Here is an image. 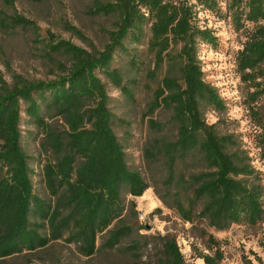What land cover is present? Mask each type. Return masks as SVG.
<instances>
[{
    "label": "rangeland",
    "instance_id": "1",
    "mask_svg": "<svg viewBox=\"0 0 264 264\" xmlns=\"http://www.w3.org/2000/svg\"><path fill=\"white\" fill-rule=\"evenodd\" d=\"M130 1L0 0V104L12 100L0 112V155L14 149L28 158L27 176L35 196L44 202L51 201L46 188L44 170L48 154L43 152V137L47 133H68L70 136L64 142L66 151H74V137L84 134L86 140L89 138L86 135H91L100 122L98 95L103 87L113 116L111 126L117 144L126 155V164L148 184L140 193L123 186L122 206L126 211L120 212L110 226L97 230L100 236L93 256L81 248L84 238L71 243L64 239L53 242L48 228L47 232L38 231L47 237L48 243L52 242L47 250L32 252L27 248L0 258V264H264V217L255 226L233 220L210 225V220L201 215L191 219L179 213L174 203L176 189H171L170 197L167 195L170 188L166 151L155 154L152 147L159 140H165L163 144L170 147L179 141L181 125L176 106L170 102L172 93L166 92L156 103L157 110L151 117L144 116L154 100L155 89L165 77L186 89L183 70L189 61V50L194 49L205 89L215 88L224 102V108L217 110L203 93L199 107L205 124L213 126L224 142L226 153L237 156L236 165L241 170L232 179L248 186H264V149L259 144L264 133V94L260 92L264 89V61L255 70L254 80L255 75L247 80L238 68L239 54L256 36L255 24L244 22V28H237L229 12L232 0H136L132 12L135 24L120 44L114 45L122 8ZM163 11L167 12L165 18L177 11L176 21L169 25L161 21L159 14ZM183 18L189 20L191 27L185 40L176 34ZM204 31L213 39L194 38V34ZM113 48L114 55L108 54ZM81 58L103 64L94 72L76 78ZM150 73L155 78H150ZM73 78H76L73 82H62ZM38 84L56 87L54 92L44 90L31 100L17 97L18 91ZM63 92L66 93L63 97H72L66 105L73 108L71 114L83 115L85 120L69 122L67 127L64 120L71 114L53 119L56 112H43L41 120L34 118L32 102L39 101L44 103V108L52 109ZM16 93L14 100L12 95ZM73 96L79 97L75 100ZM170 105L173 110H166ZM90 115H94L92 121L88 119ZM152 119L164 124L161 132L150 127ZM204 136L203 133L202 140ZM197 149L200 151L199 145ZM204 159L199 154L195 159L189 158L186 164L178 163V172L183 171L186 178L199 171L203 175L212 174L214 170ZM18 170L20 164L1 163L0 184L7 181L12 184L15 179L22 185L20 177L14 178L13 172ZM80 170H76L72 183L77 181ZM7 191L6 187L0 188V204L5 202V219L10 212L14 221L0 222V226L9 227L5 235L19 222L24 211L20 199L26 197L21 189L9 201ZM202 204L197 211H201ZM34 205L32 201L33 208ZM33 215L29 219L31 223L47 225L42 222V216ZM213 217L214 213L209 212L208 218ZM79 220L80 217L73 219L69 230ZM130 226L131 237L124 238L113 250L103 247L110 232Z\"/></svg>",
    "mask_w": 264,
    "mask_h": 264
},
{
    "label": "trees",
    "instance_id": "2",
    "mask_svg": "<svg viewBox=\"0 0 264 264\" xmlns=\"http://www.w3.org/2000/svg\"><path fill=\"white\" fill-rule=\"evenodd\" d=\"M232 5L229 6V12L232 14V19H234V24L238 29L244 28V22H253L255 24L256 36L249 40L250 46L246 47L238 57L240 72L244 73V77L247 80H250L252 74L255 75L257 67L264 61V0H232ZM136 6V0H131L123 6L119 30L113 39L114 45H119L120 41L132 30L135 24L132 12ZM166 13V11H163L159 14L161 21L166 22L165 24L168 25L176 21L177 11L173 12L168 18L164 17ZM178 24L176 34L182 40H185L188 36L187 31L191 29L189 20L183 18ZM195 36L196 38L198 36V38L202 37L207 40L213 39L206 31L198 35L194 34V38ZM194 42L193 46L196 44V40ZM115 51V49L110 50L108 54L114 55ZM189 51V61L183 70V76L187 84L186 89L182 90L180 83L165 77L161 81V86L155 89L154 100L150 103L144 115L146 118L151 117L157 110L156 103L166 92L172 93L170 102L176 106L175 112L181 125L179 141L177 145L170 147L171 145H167V143L163 144L165 140H159L152 147V152L155 154L166 151L164 153H166V164L169 168L167 186L170 188L167 195L170 197L171 189H176L178 195L174 203L177 210L180 214L186 215L191 219H194V216L201 215L202 218L210 220V225L217 226L220 223L222 225V220H233L234 222L246 221L250 225L255 226L264 217V186L261 184L248 186L232 179L231 176L241 170L236 165L237 156L232 157L226 153L224 142L213 130V126L208 127L205 124L199 107V101L203 98V93L207 95V101L212 102L217 110L224 108V102L218 96L219 94L215 88L205 89L201 80L200 67L194 56L195 51L194 49ZM79 64L75 72L76 78L94 72L97 67L99 68L103 64V61L93 63L81 58ZM248 70H251L252 73L247 74L246 71ZM149 76L150 78H155L152 73ZM76 78L64 79L62 82H73ZM252 78L254 80L256 75L255 77L252 76ZM55 87L54 85L38 84L33 88L18 91V95L16 93L12 95V98L16 100L15 95H17V97L24 96L26 100H31L33 95L43 94L42 91L44 90L54 92ZM261 90L262 94H264V89H260V92ZM66 93L68 94L69 92L66 91ZM66 93L63 92L55 100L54 108H57L56 110L58 111L53 110L54 108L51 109L50 106H46L45 111L44 103L41 104L36 100L32 102L31 107L34 118L41 120L44 116L43 112H56L53 115V119L71 114L73 108L66 105L72 97H63V94ZM98 97L100 101L97 113L100 116V122L91 135H86L89 137L86 140L85 136H83L84 134L74 137L76 142L73 145L74 151H66L67 147L64 142L70 136L68 133L63 135L47 133L43 137V152L48 154L44 172L46 173V188L52 197L51 201L44 202L38 200L35 196L32 181L27 176L30 173L28 158H23L14 149L4 151L6 153L0 155V164L8 166L20 164V170L13 172L14 178L20 177L24 183L18 185L15 179L12 184L8 183V181L2 182L0 188L3 187L4 189L6 187L8 189L7 195L9 199L7 200L13 201L14 193L21 189H24L26 193V197L22 200L20 199L23 202L24 211L15 228L5 235L4 233L9 229L8 225L0 226V236L4 237L1 238L2 240L0 239V258L14 253L18 254L27 248L31 249L32 252L47 250L52 242L48 243L47 237L42 236L38 231L47 232L48 228L53 242L64 239L67 243H71L84 238L80 246L89 256H93L92 253L96 252L97 239L100 236L97 230L100 227L110 226L116 221L120 212L126 211L125 207L122 206V204L124 205L122 197L123 186L128 191L135 189V193H140L141 190L148 186L145 179L141 175L138 176L126 164V155L122 153L121 148L117 144L116 135L111 126L113 116L109 109V97L104 94L103 87L99 89ZM76 98L75 100H77ZM10 101L12 100L8 99L6 103L0 104V112L6 109L7 102ZM43 102L45 101L43 100ZM166 110H173L172 106H167ZM18 116L20 117V115ZM93 116L90 115L88 119L92 121ZM79 120H85L83 115L71 114L64 120V123L68 127L69 122L78 123ZM149 125L153 130L159 132L164 129L162 122L153 119L149 121ZM67 127L65 126V129ZM73 129L75 130L76 126ZM203 133L205 136L202 140ZM259 140V144L264 149V133ZM198 145L200 146V151L197 149ZM49 154L51 155L49 156ZM199 154L204 155V161L207 166L214 170L212 174L203 175L199 171V173H191L186 178L183 171L178 172V163L186 164L189 158L195 159L196 155ZM79 169L81 170L77 173L78 179L75 183H72L71 180L75 177L76 170ZM32 201L35 202L34 208ZM4 203H1L2 206L0 207V222L5 219L7 210ZM200 204H202V209L197 211ZM56 206L57 208L54 210ZM209 212L214 213L212 219L208 218ZM32 213L42 216V222L47 225L41 226L40 224L31 223L29 219L33 215ZM77 217H80V220L75 223L73 229L69 230L72 220ZM5 220L14 221V216L9 212ZM132 233V226L114 230L108 234L103 247L113 250L124 238L131 237ZM177 258H179V263L182 262L179 254ZM163 264H169V262Z\"/></svg>",
    "mask_w": 264,
    "mask_h": 264
}]
</instances>
